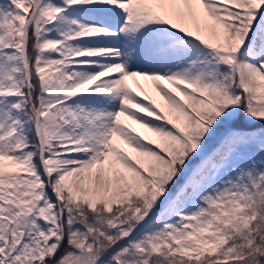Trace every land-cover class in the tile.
Returning <instances> with one entry per match:
<instances>
[{
  "label": "snow or ice",
  "instance_id": "obj_1",
  "mask_svg": "<svg viewBox=\"0 0 264 264\" xmlns=\"http://www.w3.org/2000/svg\"><path fill=\"white\" fill-rule=\"evenodd\" d=\"M0 264H264V0H0Z\"/></svg>",
  "mask_w": 264,
  "mask_h": 264
}]
</instances>
